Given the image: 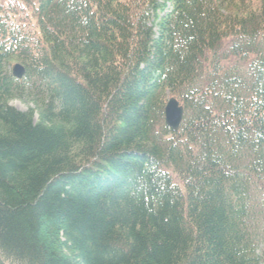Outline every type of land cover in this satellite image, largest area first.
I'll list each match as a JSON object with an SVG mask.
<instances>
[{
	"label": "trees",
	"instance_id": "1",
	"mask_svg": "<svg viewBox=\"0 0 264 264\" xmlns=\"http://www.w3.org/2000/svg\"><path fill=\"white\" fill-rule=\"evenodd\" d=\"M0 251L264 264V0H0Z\"/></svg>",
	"mask_w": 264,
	"mask_h": 264
},
{
	"label": "water",
	"instance_id": "2",
	"mask_svg": "<svg viewBox=\"0 0 264 264\" xmlns=\"http://www.w3.org/2000/svg\"><path fill=\"white\" fill-rule=\"evenodd\" d=\"M26 70L21 64L13 67L12 75L14 78L21 80L24 78ZM184 119V108L180 106L179 102L172 98L168 101L165 107V124L173 131H179Z\"/></svg>",
	"mask_w": 264,
	"mask_h": 264
},
{
	"label": "rangeland",
	"instance_id": "3",
	"mask_svg": "<svg viewBox=\"0 0 264 264\" xmlns=\"http://www.w3.org/2000/svg\"><path fill=\"white\" fill-rule=\"evenodd\" d=\"M10 70L12 73V68ZM27 93H24L21 98H16V99L12 100L10 103L11 106H13L14 108H16L22 112H27L30 109H34L35 105L32 103L31 97H29V95ZM0 262L2 264H21L18 261H15L13 259H8L7 257H5L3 255V253L1 251H0Z\"/></svg>",
	"mask_w": 264,
	"mask_h": 264
}]
</instances>
